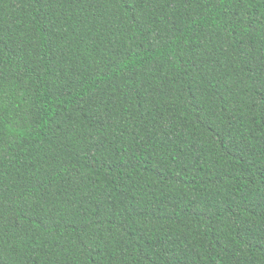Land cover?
Masks as SVG:
<instances>
[{
  "label": "trees",
  "instance_id": "trees-1",
  "mask_svg": "<svg viewBox=\"0 0 264 264\" xmlns=\"http://www.w3.org/2000/svg\"><path fill=\"white\" fill-rule=\"evenodd\" d=\"M0 264H264V0H0Z\"/></svg>",
  "mask_w": 264,
  "mask_h": 264
}]
</instances>
